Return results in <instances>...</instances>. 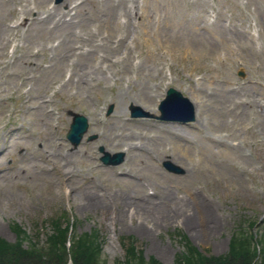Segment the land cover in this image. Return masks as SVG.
<instances>
[{"label":"rangeland","instance_id":"obj_1","mask_svg":"<svg viewBox=\"0 0 264 264\" xmlns=\"http://www.w3.org/2000/svg\"><path fill=\"white\" fill-rule=\"evenodd\" d=\"M32 1L0 0V239L15 243L18 227L43 246L63 213L69 234L98 235L107 264L128 244L171 264L183 239L221 256L239 228L264 244V0H82L69 27L40 14L13 31ZM34 1L40 13L65 4ZM102 56L121 62L76 82ZM168 87L198 103L194 121L130 117L158 115ZM68 110L88 119L76 149ZM127 144L121 164L100 162L99 148L112 157Z\"/></svg>","mask_w":264,"mask_h":264},{"label":"trees","instance_id":"obj_2","mask_svg":"<svg viewBox=\"0 0 264 264\" xmlns=\"http://www.w3.org/2000/svg\"><path fill=\"white\" fill-rule=\"evenodd\" d=\"M62 219L66 222L49 221L50 232L46 234L43 246L23 230L12 227L16 241L8 243L0 239V264H68L69 261L71 264H107L101 258L98 235L90 232L68 236L69 222L63 213ZM246 235L240 228L235 230L227 252L221 256H204L183 239V252L175 257L172 264H264V244L258 237L254 241ZM256 246L259 247L258 252ZM141 254L134 245L128 244L122 264H161L152 258L146 262Z\"/></svg>","mask_w":264,"mask_h":264},{"label":"bare ground","instance_id":"obj_3","mask_svg":"<svg viewBox=\"0 0 264 264\" xmlns=\"http://www.w3.org/2000/svg\"><path fill=\"white\" fill-rule=\"evenodd\" d=\"M64 2H65L64 5L66 7L65 10H61V8H60L61 6L47 7L45 10H43L41 12L44 14V17L41 18V20H49V23H51L53 26L60 24V25H65V26L68 25L67 27H69L70 24L73 22V20L81 14L82 3L79 0H65ZM39 4H40V2L37 4L33 0L31 6H29V5L28 6L27 5L20 6V9L18 11L19 13L16 14V17H18L17 18L18 21H16V24L14 25V29L18 30L21 27H23L24 25L26 26L27 24L31 23L32 20H35V19L38 20L39 15H40V12L37 11ZM33 10L36 11L37 15H35V18L30 19L29 16H31V13L33 12ZM51 18L54 22L51 21ZM68 35H71V36L74 35L76 37L75 33L70 34V32H69ZM97 61H98L97 63H95L94 65H91V66L84 65V69H85L84 76L83 75L78 76V79H76V82H79L80 84H82L84 82L83 84L86 85V83L89 82V79H93V77H96V76H99L101 79L102 78L105 79L106 72H105V69L103 68V65L105 63H111V64H114V63H112V61L110 59H108L107 57H100L97 59ZM70 69L68 70L70 75H71V72L74 70H76L77 72L79 71L78 66L70 67ZM129 101L132 104L133 103L136 104V101L131 99V98L129 99ZM115 103H116V101H115ZM191 103H192V106L194 107L195 118H196L198 111H200V109H199L198 103L195 100L192 99ZM117 106H116V108H117ZM121 114H123V113L117 111L114 114V116L116 119L120 120L122 118ZM123 147H126V151L129 152L130 149L133 148L134 146L132 144H127V145H124ZM166 193L167 194H165V198H167L169 196L168 192H166ZM188 198L192 199V201H199V202H202L204 199V198H202L200 193L191 194V195H189ZM200 205H202V204H200ZM200 214L205 215L206 210L200 211ZM188 218H189V215H188Z\"/></svg>","mask_w":264,"mask_h":264},{"label":"water","instance_id":"obj_4","mask_svg":"<svg viewBox=\"0 0 264 264\" xmlns=\"http://www.w3.org/2000/svg\"><path fill=\"white\" fill-rule=\"evenodd\" d=\"M186 109V114L183 115L182 111ZM189 109V110H188ZM161 117L166 120H176V121H192L194 119L192 109L190 105L187 103L185 98H182L176 91L169 90L167 94V98L162 102L160 107ZM135 116V115H133ZM87 131V122L84 117L77 116L73 114V121L70 125L69 132L67 134V138L73 144L74 147L78 145L83 134ZM103 162L108 163L107 158H103ZM121 160H117L112 164H118ZM168 168L169 165L167 164ZM175 169V168H174ZM176 172L179 169H175Z\"/></svg>","mask_w":264,"mask_h":264}]
</instances>
